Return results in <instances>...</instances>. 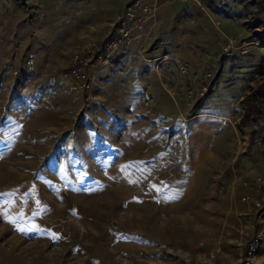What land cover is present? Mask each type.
<instances>
[{
  "label": "rangeland",
  "instance_id": "1",
  "mask_svg": "<svg viewBox=\"0 0 264 264\" xmlns=\"http://www.w3.org/2000/svg\"><path fill=\"white\" fill-rule=\"evenodd\" d=\"M130 1L0 0V264H237L264 230V0H141L151 37L74 87Z\"/></svg>",
  "mask_w": 264,
  "mask_h": 264
},
{
  "label": "built area",
  "instance_id": "2",
  "mask_svg": "<svg viewBox=\"0 0 264 264\" xmlns=\"http://www.w3.org/2000/svg\"><path fill=\"white\" fill-rule=\"evenodd\" d=\"M151 10V5L143 4L141 0H131L128 2L116 26L117 33H109L101 42L93 41L76 51L70 66L61 72L60 75L71 80L74 87H88L90 80L87 68L106 61L121 45L132 43L138 37L135 31L143 27ZM242 43H245L242 37H229L226 45L223 47V52L229 55L234 45L239 44L240 46ZM205 89L206 85H201L198 89L199 94L202 95ZM246 184L258 189L263 188L264 178L256 176L253 180L247 181ZM242 198L247 201L250 199V194L247 192ZM253 200L254 205L257 207V218H260L264 223V217L262 216L264 201L258 198H254ZM263 244L264 230L257 229L240 247V257L237 264H263L264 252H262L259 258H256Z\"/></svg>",
  "mask_w": 264,
  "mask_h": 264
},
{
  "label": "crops",
  "instance_id": "3",
  "mask_svg": "<svg viewBox=\"0 0 264 264\" xmlns=\"http://www.w3.org/2000/svg\"><path fill=\"white\" fill-rule=\"evenodd\" d=\"M147 20H148V18L145 20V22H144V25H143V27L142 28H140V29H137V31L139 32V34H138V36L140 35V34H142V35H144L143 36V38L142 39H144V40H146L147 38H150L151 36H149L150 34H151V31H153V29H152V26L151 25H148V23H147ZM145 23H146V25H145ZM152 29V30H151ZM115 33H117V29H116V32H114V34ZM155 36V35H154ZM144 44V43H143ZM122 46H124V45H121L120 47H122ZM119 47V48H120ZM118 48V49H119ZM117 51V50H116ZM115 51V52H116ZM114 52V53H115ZM183 52H184V54H186L187 55V57L188 58H190L191 60H194V58H193V56H192V51L190 52V51H188V49H186V48H184V50H183ZM113 53V54H114ZM112 54V55H113ZM262 252H264V249H263V246H262V248L260 249V251H259V253L256 255V258H259L260 256H261V254H262Z\"/></svg>",
  "mask_w": 264,
  "mask_h": 264
}]
</instances>
